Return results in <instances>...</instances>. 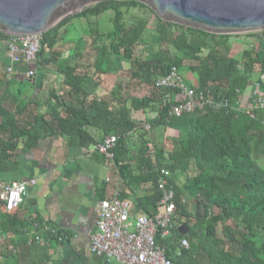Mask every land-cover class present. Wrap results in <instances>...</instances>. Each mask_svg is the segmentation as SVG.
I'll list each match as a JSON object with an SVG mask.
<instances>
[{"label":"trees","instance_id":"obj_1","mask_svg":"<svg viewBox=\"0 0 264 264\" xmlns=\"http://www.w3.org/2000/svg\"><path fill=\"white\" fill-rule=\"evenodd\" d=\"M132 8L149 11L155 22L137 16L127 23L126 16ZM107 12L113 13L111 31L100 34L91 30L90 41L82 38L71 49L80 60L77 58L74 65L62 63L66 50L60 44L62 26L74 19H89ZM247 35L256 36L258 43L245 48L237 59L231 53L232 36L164 23L137 2H105L64 20L42 35L37 57L43 86L50 93L48 102L53 101L59 110L52 107L44 113L37 100H30L7 115L0 104V170L16 163L41 140L55 136L68 137L72 147L95 151L97 144L86 132V128L93 127L105 136L118 138L112 162L119 179V199L127 200L138 186L148 183L151 188L136 196L135 207L139 215L156 214L162 199L160 174L146 157L143 136L135 158L128 156L125 134L129 127L136 126L123 119L120 109L130 100L132 113H155L146 122L151 129L178 134L177 149L157 152L160 167L170 172L175 196L174 233L169 238L156 239L165 248L166 257L175 264H264V110L256 112L254 118L233 110L244 94L248 100L253 75L264 73L262 32ZM106 54L128 64L118 74L116 89L128 90L131 98L116 99L113 93L97 96L88 91L92 81L100 82V75L105 73L99 57ZM44 55L54 65H43ZM81 60L86 65H81ZM172 68L196 75L198 90L213 102L228 100L229 109L206 108L179 118L170 116L178 91L156 88L155 81ZM52 71L60 75L55 87L48 84ZM260 89L264 92V83ZM74 101L79 108L70 106ZM91 112L94 114L90 116ZM130 160L135 161L138 171L131 170ZM179 176L185 178L181 185L177 184ZM115 180L112 187H116ZM110 193L106 199L112 197L113 191ZM29 224L19 218V213L8 214L0 209L2 235H21ZM183 225L187 232L180 234ZM44 237V244L31 238L29 246L21 251L11 247L13 243L1 247L0 264H48L47 240L58 241L60 235ZM182 240L187 241L188 248L181 247Z\"/></svg>","mask_w":264,"mask_h":264},{"label":"crops","instance_id":"obj_2","mask_svg":"<svg viewBox=\"0 0 264 264\" xmlns=\"http://www.w3.org/2000/svg\"><path fill=\"white\" fill-rule=\"evenodd\" d=\"M112 18L113 13L107 12L101 16L93 17L92 21L87 23L81 22L82 19H74L63 25L59 31L62 39L60 44L66 50L62 55L61 62L64 64L70 62V65H74L77 58L80 60L81 57H77L71 49L82 38L87 42L90 41V36H88L90 33H84L83 23L93 25V29L100 34H106L112 29ZM8 42L9 39L0 35V104L4 114L12 113L30 100H37L44 113L50 111L52 107L59 110L53 101L48 102L50 93L47 87L43 86L44 76L38 70L37 62L30 66H14L13 75L8 76L7 70L11 66L8 59ZM252 42L255 45L258 43ZM253 44L249 42L245 48L253 46ZM234 47L232 45L231 53L238 59L245 48L239 50ZM42 57V59H46V61L41 59L43 65H49V63L54 65L53 62L47 61L46 55ZM99 61L102 63L101 66L105 73L100 75V82L92 81L88 91L97 96L113 93L116 99L131 98L128 90L119 92L116 89V84L119 81L118 74L125 70L128 64L110 54L100 55ZM80 64L86 65L82 60ZM83 69L80 68L79 71H83ZM31 70L35 72V76L30 78L35 81L33 83H30V79L27 77V73ZM48 76H50L48 84L55 87L60 75L52 71ZM259 76L260 73L253 75V83L258 80ZM184 82L187 86L198 88V81L191 73H186ZM252 89L253 87L248 100H245L247 99L246 95H243L242 106H246L249 101ZM70 106L79 108L76 101L71 102ZM120 110L123 119L136 126L135 129L129 127L125 134L129 142V158L133 159L137 155L142 146V136L146 140V150L151 143L156 152L163 150L166 153H171L178 148L179 140L176 132L163 133L156 129H151L149 132L146 130L148 125L146 122L154 118V112L132 113L130 100L127 101L126 107H122ZM92 114L94 113L91 112L90 116ZM86 132L94 138L97 145L109 137L93 127L86 128ZM90 152L92 151L85 148L70 146L66 136H55L41 140L35 149L22 154L16 163H10L7 169L0 170V184L35 181L34 186H29L26 197L17 212L21 220L30 222L29 228L21 235L13 233L2 235L0 232V248L13 243L10 246L21 251L29 246L32 234L37 233L45 241L44 236L50 237V231H55L60 235V238L58 241L47 240L50 248L48 264H119L107 258L95 256L89 250L91 238L96 233L97 204L102 201L101 197L106 199L111 195V191L117 192L119 184V179L115 174L116 167L112 160L98 154L90 155ZM129 165L131 170L138 171L134 160H130ZM114 179H116V187H112ZM184 179V176H179L177 184H183ZM150 188L151 185L148 183L141 184L135 189L136 192L131 193L127 198L132 203L134 216L139 215V211L135 207L136 196L143 195Z\"/></svg>","mask_w":264,"mask_h":264},{"label":"built area","instance_id":"obj_3","mask_svg":"<svg viewBox=\"0 0 264 264\" xmlns=\"http://www.w3.org/2000/svg\"><path fill=\"white\" fill-rule=\"evenodd\" d=\"M264 37V33H262ZM42 35L24 37H10L8 42V59L11 66L8 68V76L13 75V67L17 65L30 66L37 62L41 52ZM34 71H29L27 77L33 78ZM264 83V73L260 74L253 84L252 94L246 106L240 101L234 111L245 113L251 118L256 112L264 110V92L261 84ZM155 87L166 90H177L176 105L169 112L170 116L179 118L185 114L193 113L206 108L229 109V101L213 102L198 88L187 86L176 68L155 81ZM149 132L151 127L146 126ZM118 141L116 136H109L97 145L96 150L89 154H98L112 160V151ZM146 157L151 159L156 171L160 174L159 189L162 199L159 203L160 211L154 215L132 214V203L119 199L115 191L110 199L99 201L97 204L96 233L90 241V253L107 258L119 264H175L166 257L165 248L157 244V236L162 239L169 238L174 233L173 217L175 214L174 189L169 182L170 172L160 167L157 162V152L152 143L149 144ZM35 185V181L12 182L0 184V209L8 214L17 213L23 203V194L29 186ZM57 236V232L50 231ZM32 238L38 244H44V240L37 234ZM31 242V241H30ZM181 247L188 248L186 240L181 241Z\"/></svg>","mask_w":264,"mask_h":264},{"label":"water","instance_id":"obj_4","mask_svg":"<svg viewBox=\"0 0 264 264\" xmlns=\"http://www.w3.org/2000/svg\"><path fill=\"white\" fill-rule=\"evenodd\" d=\"M105 2H137L164 23L213 35L264 33V0H0V33L8 37L43 35ZM179 232H187L185 225Z\"/></svg>","mask_w":264,"mask_h":264},{"label":"rangeland","instance_id":"obj_5","mask_svg":"<svg viewBox=\"0 0 264 264\" xmlns=\"http://www.w3.org/2000/svg\"><path fill=\"white\" fill-rule=\"evenodd\" d=\"M147 17L151 23H154L155 22V17L147 10H140L138 8H132L130 9V11L128 12L127 16H126V22L127 23H131L132 20H133V17ZM92 21V18H89V19H82L81 22H90ZM62 23V22H61ZM86 23H83L82 24V28L84 30V33L86 34H89L90 33V30H93V25L90 26V25H87ZM152 25L150 26V29H149V33L151 34L152 36ZM150 36V37H151ZM150 40V44H152V40L151 38H149ZM258 38H256V36H248L247 34H243V35H232V37L230 38V43H231V47L232 45H234L235 47L234 48H238L239 50L245 48V46H248L249 45V42L253 44L252 41H255V42H258L257 40ZM180 75L182 76L183 79L186 78V73L184 71H182L180 73ZM194 79L197 80V77L196 75H193Z\"/></svg>","mask_w":264,"mask_h":264}]
</instances>
